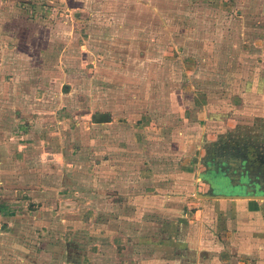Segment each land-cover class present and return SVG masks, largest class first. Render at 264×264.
<instances>
[{"label": "crops", "instance_id": "0c3cea01", "mask_svg": "<svg viewBox=\"0 0 264 264\" xmlns=\"http://www.w3.org/2000/svg\"><path fill=\"white\" fill-rule=\"evenodd\" d=\"M56 3L91 12L77 16L95 36L87 35L90 50L79 53L83 45L74 41L72 29L81 23L31 16ZM157 3L0 0V64L10 76L2 79L10 89V127L0 126L1 149L13 155L20 180H35L1 182L16 191L1 197L0 218L19 216L26 199L42 203L37 217L61 220L72 240V258L60 264H264V199L199 196L211 190L210 172L235 180L244 168L246 177L264 184V146L223 145L217 137L229 129H208L197 87L178 83L177 72L196 67L176 66L180 53L151 51L157 50L151 38L165 40L156 29ZM25 11L30 15L22 16ZM146 12L153 18H142ZM140 23L155 30L143 33ZM55 46L63 52L50 53ZM248 155L257 158V174L246 167ZM80 212L78 223L99 239L92 246L75 241ZM51 229L44 221L38 234L52 235Z\"/></svg>", "mask_w": 264, "mask_h": 264}, {"label": "rangeland", "instance_id": "374dc122", "mask_svg": "<svg viewBox=\"0 0 264 264\" xmlns=\"http://www.w3.org/2000/svg\"><path fill=\"white\" fill-rule=\"evenodd\" d=\"M155 1L162 9L159 11L160 13L157 11L156 29L161 31L160 35L165 40L159 41V39L151 38V42H148L157 47L155 50L151 46L154 49L151 51L154 53H165L166 51L167 53H180L179 55L175 54L179 60H173L176 66L181 65V68L196 67L187 70L188 73L185 74L177 72V75L180 73L177 76L179 80L177 82L187 81L186 83L191 82L197 87L199 97L203 99L204 108L207 111L205 113L208 120L205 124L208 125V129H229L227 137H217L223 145L227 143V146L232 147L249 146L252 150L264 146V0ZM101 6L98 5V8ZM61 7L62 5L60 6L58 3L51 4L49 8L51 10H41L43 12L34 10V14L31 16L40 18L47 15L54 20L71 21L72 27L75 23H81L77 27L78 29L76 28V32L72 29V33L78 34L74 35V41L83 45V48L78 50L79 53H85L88 48L85 41L89 39V35L94 38L95 36L93 33L91 35L87 32L86 25L90 27L88 23L77 21V16L80 15L85 19L90 16L91 12L82 7L72 8V11ZM28 14L30 15V11H25L22 16L26 17ZM86 14L88 16L84 17ZM142 18L147 20V18L152 19L153 16L146 12ZM142 21L140 20L141 23ZM141 25L143 33H148L154 28L153 24ZM95 28L101 29L100 26H95ZM31 40H33L29 41L31 46L36 47V40L32 37ZM22 46V49H25L24 46H27V43L21 42ZM31 46L27 47L29 51H26L36 53ZM2 47L4 46L0 40V50ZM63 49V47L55 46L50 53H61ZM88 49L90 50V48ZM65 52L67 53V51ZM187 56L190 65L187 62ZM1 68L0 64V126L10 127V123L5 119L10 110L8 105L5 106V100L10 99V89H7L8 83L2 82V79L7 75ZM32 69L31 71H34L36 68L33 66ZM35 76V72L28 76L30 77L27 81L29 91L27 90L26 93L30 94L29 96H32L31 88ZM7 77L9 80L10 76ZM173 92H167L166 97L170 96L171 98ZM194 92L189 90L185 93ZM81 97L84 99L83 96ZM3 104L4 106H2ZM4 131L0 128V153L2 151V155H0V210L2 211L4 206L1 197L12 195L16 191V188L3 186L2 183L6 184L8 181L16 179L17 183L21 182V184H25L26 181L35 182L32 177L30 179L23 177L24 179L20 180L21 173L14 171L19 167L17 162L12 159L13 155L11 152L1 149V136L4 137ZM238 131L241 134L235 133ZM249 132H253V135L256 136L250 137ZM33 194L36 197L41 192H33ZM26 200L22 203L27 206H23L24 212L19 216L13 219L0 218V228L3 227L0 230V264H22L23 261L21 262L20 259H28L29 264H38L37 261H43L44 264H60L68 258H72V240L70 243L69 235L65 233L66 227L61 223V220H55L50 216L45 218L46 224L52 228V235L48 233L39 235L38 232L44 222L37 217V212L41 207L39 206L40 202H27ZM29 209H32V213H28ZM80 216L81 212L73 220L76 221L75 225L80 228L75 241L81 245L86 244L87 247L88 245L92 246L96 241L99 242V239H94L95 237L91 236L90 231L85 229L82 222L78 223L81 221ZM65 219L66 222L69 219V222H72V217ZM10 227L13 229V234ZM105 242L112 244L111 239H107ZM43 243L48 245L47 250H38Z\"/></svg>", "mask_w": 264, "mask_h": 264}, {"label": "water", "instance_id": "95a60500", "mask_svg": "<svg viewBox=\"0 0 264 264\" xmlns=\"http://www.w3.org/2000/svg\"><path fill=\"white\" fill-rule=\"evenodd\" d=\"M247 161L246 167L249 172H253L254 170L253 174H257V170L260 171V168H257L255 165L257 162L255 157L249 156V160ZM244 165L243 162V166ZM239 175L240 176L234 180L230 177L217 176L210 172L207 177H211V180H208L211 185V190L209 193L199 194V196L202 198L217 199H264V184L253 181L251 175L246 177L244 168Z\"/></svg>", "mask_w": 264, "mask_h": 264}, {"label": "flooded vegetation", "instance_id": "af4514ba", "mask_svg": "<svg viewBox=\"0 0 264 264\" xmlns=\"http://www.w3.org/2000/svg\"><path fill=\"white\" fill-rule=\"evenodd\" d=\"M241 133V132H240ZM256 158V157H255ZM257 159V158H256Z\"/></svg>", "mask_w": 264, "mask_h": 264}]
</instances>
